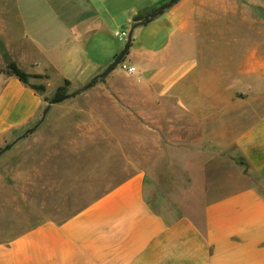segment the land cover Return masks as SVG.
I'll return each instance as SVG.
<instances>
[{
	"label": "crops",
	"instance_id": "crops-1",
	"mask_svg": "<svg viewBox=\"0 0 264 264\" xmlns=\"http://www.w3.org/2000/svg\"><path fill=\"white\" fill-rule=\"evenodd\" d=\"M169 1L0 0V148L23 139L45 106L7 73L8 59L40 77L30 85L82 88L125 48L115 33L134 27L123 62L136 71L107 77L135 82L166 133L191 120L198 150L233 143L264 180V0H179L135 24ZM0 264H264V193H225L196 219L138 172L64 221L0 237Z\"/></svg>",
	"mask_w": 264,
	"mask_h": 264
},
{
	"label": "rangeland",
	"instance_id": "rangeland-1",
	"mask_svg": "<svg viewBox=\"0 0 264 264\" xmlns=\"http://www.w3.org/2000/svg\"><path fill=\"white\" fill-rule=\"evenodd\" d=\"M48 85L45 97L59 87L73 94L88 84L77 89ZM146 98L135 82L120 75L102 78L52 105L32 133L0 156V237L46 220L64 221L138 172L152 177L196 219L207 203L225 193L249 186L264 193V180L235 144L216 153L198 150L197 126L176 120L171 134L166 133V120L148 118Z\"/></svg>",
	"mask_w": 264,
	"mask_h": 264
},
{
	"label": "trees",
	"instance_id": "trees-1",
	"mask_svg": "<svg viewBox=\"0 0 264 264\" xmlns=\"http://www.w3.org/2000/svg\"><path fill=\"white\" fill-rule=\"evenodd\" d=\"M165 5V4H163ZM150 16V15H149ZM148 16V17H149ZM147 19V18H146ZM7 73L10 74V75H13L15 77H17L23 84L25 85H29L30 88H32L35 92H37L38 94L44 96V94L46 93V87L44 85H30L29 84V81L30 79H38L40 77L38 76H32V75H29L25 72H23L22 70H20L13 62H11L9 59H8V63H7ZM100 80V78L96 77L94 78L93 80H91V82L87 85L89 86V88L93 87L94 85H96L98 83V81ZM64 85L66 87L69 88V82L68 81H65ZM86 86V87H87ZM84 88L82 89L83 91L84 90H87L89 88ZM82 90H79L75 93H73L75 96L77 94H79V92H81ZM73 94H69L67 92L64 91V88L63 87H59L54 95L52 97H45L44 96V101L47 103V104H51V103H54V104H59V103H62L64 102L66 99H69L72 97ZM74 97V96H73ZM48 106V105H47ZM46 106V107H47ZM45 107V108H46ZM45 110V109H44ZM43 110V111H44ZM43 113V112H42ZM41 118H42V115H41ZM34 130L33 128L29 129L27 131V133H25V135L23 136L26 137L28 134L32 133ZM15 144V142L13 143H10V144H7L5 147L3 148H0V153H4L6 151H8L9 149L12 148V146ZM118 187V186H117ZM115 188L107 191V192H102L94 201H92L91 203L87 204L85 207H83L80 211H78L77 213L83 211L84 209L88 208L89 206H91L93 203H95L96 201H98L99 199H101L102 197H104L105 195H107L108 193H110L112 190H114ZM77 213H75L74 215H76ZM72 215V216H74ZM71 216V217H72Z\"/></svg>",
	"mask_w": 264,
	"mask_h": 264
},
{
	"label": "water",
	"instance_id": "water-1",
	"mask_svg": "<svg viewBox=\"0 0 264 264\" xmlns=\"http://www.w3.org/2000/svg\"><path fill=\"white\" fill-rule=\"evenodd\" d=\"M179 0H170L169 2H167L165 5L160 6L159 8H157L154 12H152L150 14V16L145 19L144 16L140 15L134 18V22L135 24H145L147 22H150L151 20H153L156 16H158L159 14H161L164 10L170 8L171 6H173L174 4H176ZM134 27L131 29L130 33L128 34V39H127V43L125 48L123 49V51L115 58V60L109 65V67L98 76V78H105L107 77L115 68H117L123 61L125 56L127 55L130 45H131V41H132V31H133ZM86 88H89V86H87ZM75 96L74 94L72 95V97ZM54 105V103L48 104V106L45 108V110L42 113V118L40 120V122L37 124V126L35 127V129L44 121L46 115L48 114L51 106ZM23 138V137H22ZM2 153H0L1 156Z\"/></svg>",
	"mask_w": 264,
	"mask_h": 264
},
{
	"label": "built area",
	"instance_id": "built-area-1",
	"mask_svg": "<svg viewBox=\"0 0 264 264\" xmlns=\"http://www.w3.org/2000/svg\"><path fill=\"white\" fill-rule=\"evenodd\" d=\"M115 35H116V36L119 38V40H121L122 42H126L127 39H128V33H127V32L118 31V32L115 33ZM119 67L121 68V70H122L123 72H127V73H129V74H133V73L136 71L135 67H133V66H132V67H128V66L125 65L124 62H122V63L119 65Z\"/></svg>",
	"mask_w": 264,
	"mask_h": 264
}]
</instances>
